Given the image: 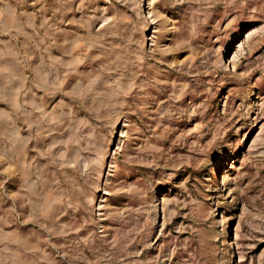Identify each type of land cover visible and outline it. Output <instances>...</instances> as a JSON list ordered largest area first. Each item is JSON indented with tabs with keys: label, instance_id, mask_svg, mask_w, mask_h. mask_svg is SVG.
Listing matches in <instances>:
<instances>
[{
	"label": "rangeland",
	"instance_id": "obj_1",
	"mask_svg": "<svg viewBox=\"0 0 264 264\" xmlns=\"http://www.w3.org/2000/svg\"><path fill=\"white\" fill-rule=\"evenodd\" d=\"M0 264H264V0H0Z\"/></svg>",
	"mask_w": 264,
	"mask_h": 264
}]
</instances>
